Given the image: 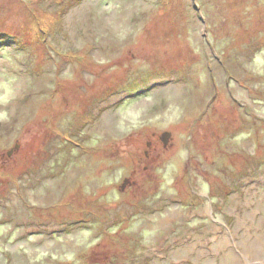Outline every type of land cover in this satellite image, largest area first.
Wrapping results in <instances>:
<instances>
[{
  "label": "rangeland",
  "instance_id": "374dc122",
  "mask_svg": "<svg viewBox=\"0 0 264 264\" xmlns=\"http://www.w3.org/2000/svg\"><path fill=\"white\" fill-rule=\"evenodd\" d=\"M0 264H264V0H0Z\"/></svg>",
  "mask_w": 264,
  "mask_h": 264
}]
</instances>
